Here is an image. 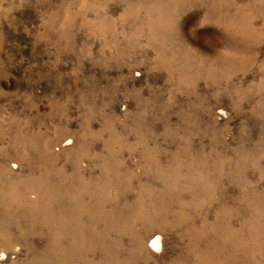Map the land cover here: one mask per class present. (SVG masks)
<instances>
[{"label":"rangeland","instance_id":"1","mask_svg":"<svg viewBox=\"0 0 264 264\" xmlns=\"http://www.w3.org/2000/svg\"><path fill=\"white\" fill-rule=\"evenodd\" d=\"M0 264H264V0H0Z\"/></svg>","mask_w":264,"mask_h":264},{"label":"bare ground","instance_id":"2","mask_svg":"<svg viewBox=\"0 0 264 264\" xmlns=\"http://www.w3.org/2000/svg\"><path fill=\"white\" fill-rule=\"evenodd\" d=\"M222 115V113H219ZM149 249L151 251H158L159 245H160V236L158 235H152L149 237Z\"/></svg>","mask_w":264,"mask_h":264}]
</instances>
